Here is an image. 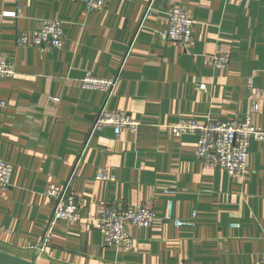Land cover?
<instances>
[{
    "label": "crops",
    "instance_id": "crops-1",
    "mask_svg": "<svg viewBox=\"0 0 264 264\" xmlns=\"http://www.w3.org/2000/svg\"><path fill=\"white\" fill-rule=\"evenodd\" d=\"M173 6L194 19L188 48L161 35ZM44 19L63 22L64 47L19 46L18 32ZM217 49L231 54L226 69L213 64ZM0 51L17 71L0 79V158L14 165L10 186L0 187V250L41 264H255L264 255V142L251 140L242 181L196 157L195 133L171 129L243 121L255 107L264 129V0H109L93 12L77 0H0ZM117 74L109 98L79 84ZM105 104L141 120L138 132L93 131ZM101 169L109 180L96 179ZM66 184L83 219L60 221L39 253L30 245L55 203L46 190ZM170 200L191 225L167 219ZM105 205L152 208L159 220L130 227L132 248L119 250L94 226Z\"/></svg>",
    "mask_w": 264,
    "mask_h": 264
},
{
    "label": "built area",
    "instance_id": "built-area-1",
    "mask_svg": "<svg viewBox=\"0 0 264 264\" xmlns=\"http://www.w3.org/2000/svg\"><path fill=\"white\" fill-rule=\"evenodd\" d=\"M109 0H77L86 12L103 10ZM152 11V6L147 9V14ZM21 10L16 12H4L3 17H18ZM194 19L184 7L173 6L167 11V23L161 32L162 37L172 43L180 44L188 48L192 41ZM17 44L22 47H36L41 50L62 49L65 45V30L63 22L59 19H44L40 28L33 32L20 31L17 34ZM213 64L218 69H226L231 61L229 52L217 49L211 54ZM16 67L12 60L4 56L0 51V79L13 78L16 75ZM118 74L112 78H97L87 75L79 80V84L85 89L105 92L108 98L112 96L118 81ZM199 88L205 90L206 85L200 84ZM7 101L0 96V108H5ZM255 109L246 115L243 121H216L207 119L204 122L195 120L180 122L171 127L176 136L186 133H195L198 137L195 149L196 157L203 164L212 168H222L231 177L246 180L249 173V146L251 140L264 142V129L254 121ZM142 121L134 118L125 110L111 111L106 104L99 111L93 124V131L110 126L119 137L122 132L131 130L138 132ZM14 165L0 158V187L8 188ZM111 178L106 170H99L96 179L109 180ZM46 193L54 200V208L47 224L43 238L30 248L39 253L47 251L53 237V229L60 221L80 222L83 219L81 205L78 196L70 190L68 184L50 185ZM167 219L174 221L178 227L189 226L193 221H183L173 212V201L168 203ZM196 218V214L192 219ZM159 218L152 208L117 207L113 205L103 206L93 219L94 226L104 238L105 246L115 247L119 250L129 251L133 245V236L130 227L148 228L155 224ZM237 226V224H235ZM264 264V255L255 263Z\"/></svg>",
    "mask_w": 264,
    "mask_h": 264
},
{
    "label": "water",
    "instance_id": "water-1",
    "mask_svg": "<svg viewBox=\"0 0 264 264\" xmlns=\"http://www.w3.org/2000/svg\"><path fill=\"white\" fill-rule=\"evenodd\" d=\"M0 264H41L36 259H26L0 250Z\"/></svg>",
    "mask_w": 264,
    "mask_h": 264
}]
</instances>
